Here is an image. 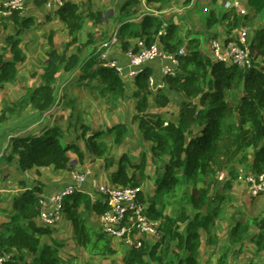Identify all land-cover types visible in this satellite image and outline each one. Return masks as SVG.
Returning a JSON list of instances; mask_svg holds the SVG:
<instances>
[{"label":"trees","instance_id":"16d2710c","mask_svg":"<svg viewBox=\"0 0 264 264\" xmlns=\"http://www.w3.org/2000/svg\"><path fill=\"white\" fill-rule=\"evenodd\" d=\"M48 1L32 0L37 7L47 4ZM171 1L147 0V4L162 6ZM248 3L257 14L264 11V0H248ZM141 5V0H126L120 10L123 17H130L117 32L126 51L131 48L139 51L140 47L134 42L138 39L144 40L146 46L153 45L163 27V22L154 14L143 13L139 19L137 15ZM233 13H219L213 10L207 19V26L211 28L221 21H227L228 34H231L242 22L249 24L252 21L248 16L243 19ZM56 15L58 20L67 26L70 36L68 43L63 50H59L55 46L54 36L50 34L49 56L41 74V83L29 87L13 106L6 105L0 114V124L25 107L39 112L50 110L57 100L55 85L58 74L62 70L71 73L81 64L82 47L70 55L68 52L78 43L79 33L85 22L89 20L98 24L105 20L103 12L90 7L84 9L82 4L72 2L60 7ZM1 17L14 21L17 35L7 37L6 48L12 56L7 57L5 52H0V89L7 83L18 80L19 65L25 60L20 46V32L30 29L35 23L33 17L22 16L18 11ZM2 25L8 26L6 23ZM179 32L178 25L168 22L166 34L159 39L164 50L169 53L178 52L183 46L188 49L186 54L179 55L181 64L178 73L165 78L169 90L182 92L186 97L182 102L179 121L166 124L164 117L153 118L150 115L152 103L166 107L170 102L169 96L162 92L161 88L151 100V68L145 67L134 81L133 95L137 113L133 122L138 123L143 139L150 142V159L157 165L155 199L148 206V214L151 218L161 221L162 238L155 244L144 242L142 247H130L124 255V264H209L203 263L198 255L205 245L204 231L208 233L209 243H217L215 225L220 205L217 203L212 206L210 203L211 195L206 186L208 182L204 178L216 177L215 166L222 164L220 156L225 145L251 148V167L256 173L264 172V28H261L251 41L254 65L248 69L233 63L213 61L209 58L207 60L202 55L199 39L186 43ZM100 62L99 53L93 52L82 63L83 67L85 66L86 79L97 81L96 85L91 82L86 84L93 91H99L100 96L112 106L125 97L126 84L114 68L101 65ZM99 64L100 66L93 69ZM195 103L198 104V110L194 122H191L186 108ZM247 125H250L251 129L247 128ZM195 127L201 128L198 134ZM130 132L131 126L127 122H118L89 136L84 130L87 148L84 149L76 142L65 141L63 130L59 126H53L43 129L41 134L13 136L8 155L5 157L8 161L18 159L25 171L40 168L66 170L76 165L73 155L78 163L83 164L85 153L89 150L104 159L105 167L109 170L117 160L111 150L115 145H125ZM111 138L114 144L110 143ZM163 157L166 162L160 166ZM148 158L144 150L139 162H131L126 152H123L119 156L116 170L111 172V182L117 187L143 188L150 177ZM230 187L231 183L226 188ZM43 192V184L37 182L34 187L16 197V213L9 222L0 226V252L8 250L12 253L6 264H63L58 254L59 244H48L40 238V235L52 234L50 228L38 226L36 222L42 209L39 200ZM140 200L146 201L143 190L140 191ZM172 204L178 207L174 215L166 211L167 206ZM110 208L103 199L92 200L90 195L84 192H78L65 199L64 215L72 224L75 242L93 256H113L118 252L114 239L91 223L93 215H101ZM255 221L257 225L261 223L258 225L259 231L250 236L248 222L236 221L229 246L226 247L227 252L218 258L216 264H229L227 257L228 252L232 251L230 247L240 244L241 249L244 240L249 237L253 240L257 252L264 251V218L262 221L259 218ZM28 255L32 258L26 261ZM246 264L258 263L249 261Z\"/></svg>","mask_w":264,"mask_h":264},{"label":"rangeland","instance_id":"374dc122","mask_svg":"<svg viewBox=\"0 0 264 264\" xmlns=\"http://www.w3.org/2000/svg\"><path fill=\"white\" fill-rule=\"evenodd\" d=\"M91 1L92 3L96 1L98 7L103 6L102 0H91ZM108 1L109 0H106V3H108ZM204 1H199L195 9L192 10L190 14L187 12L185 23L183 24V27L180 29L179 34L182 37L185 35L186 41H188L189 38L193 36H198V37L202 36L201 37L203 44L201 49L203 53L202 55L205 56L207 60H209L210 54L208 51H206V49L209 48V43L211 45V41L213 39L222 38L221 37L222 35L208 30L207 19L209 15L204 16L199 14V12H201L200 10L204 9L205 4L202 3ZM81 4L83 5L84 8H88L87 6H89V0H86ZM120 4H123V2H121ZM143 8L145 9L146 7L143 6ZM21 15L27 17L30 16L33 17L35 23L30 29L29 28H27L26 30L23 29L20 32V36H19L20 46L23 49L25 60L19 65L18 80L14 83H7L2 89H0V114L2 113L3 108L7 104L13 106V103L19 100L27 92V89H29V87H34L37 84L41 83V74L44 72L49 56L48 53L50 50V45H49L50 34L54 36V40L55 38L58 39L57 46L59 50H63L69 40V37L66 38V35H64V33L66 32L65 26L56 19L53 18L49 19L48 17H46L47 16L46 11L38 9V7L32 2V0H29L26 11H24ZM1 16L4 15L0 14V20H1L0 21V52H5L7 57H10L12 55L9 49L6 48V46H8L7 37L9 35L16 36L17 30L15 29L14 21L11 18L6 19ZM252 17L254 19L253 21L249 22V24L259 25L258 30H255V32L251 31V37H256L260 29L264 28V11L259 14L256 13V15ZM159 19L163 21V16L161 15ZM190 20L195 23L194 26H188L190 24ZM2 23H6L8 26L5 27L2 25ZM115 24L116 22H114L113 19H110L109 22L100 24L98 26L95 25L92 21L89 20L86 21L84 25L85 26L84 29L79 33L78 43L70 48L68 54L70 55L73 52H77L82 47L81 57L84 62L85 59L90 57L93 52H98L99 48H101L102 45H104L105 43L112 42L115 38L116 40H118L120 45L121 39L116 34V31L114 33H111L112 28L115 26ZM225 31L226 34H228L227 33L228 30H226V28ZM201 40H200V47H201ZM118 42L115 44V46L117 47H119ZM96 67L97 66H95L94 68ZM80 74H81V70H77L74 79H76ZM66 77L67 75L63 73L62 70L59 73L58 81L55 85L57 87L58 92H60L61 86H64L63 84H65V88L62 90V92L58 93L60 94L59 95L60 102L58 104V106L60 105V109L57 110L55 109V111L52 114L50 113V116H46L45 122L37 123V121L39 120L38 117L39 115L36 112L37 110L32 109L30 107L29 108L25 107L22 110L21 109L18 110L14 115L9 116L8 120L5 121L3 124H0V154L5 151V147L8 144L10 135L16 134L21 131H25L27 127H31L34 124H39L38 125L40 126L39 128H42L44 126H50V128L53 126H59L64 131L65 138L67 140L76 143L78 142L81 148L87 149L85 139L83 137H80V134L76 135L74 130V125H75L74 121L76 120L77 114H79L82 117L83 120L82 122L85 121L86 124L89 125V128L87 129L88 135H91L92 133L95 132V130L102 128L104 124L107 127L108 125L111 126L109 123L112 120L117 121L116 123L126 121L131 126V132L127 137L128 140L126 141L125 145H120L118 147L114 146V148L111 150V154H113V157L117 159L115 161V165L112 166L109 170H107L105 166L102 167V175H104V178L101 177L100 174L95 173L94 171H93V175L99 181H101L102 179L110 183L111 181L110 175L111 172L115 170L118 166L117 163L120 153L126 152L131 162H139L142 157V152L145 150L146 154L149 157L148 171L150 177L143 186L145 191L144 194H145V198H147L146 199L147 202L154 201L157 165L150 159V150H149L150 142H147L143 139L138 129V123L137 122L132 123L133 115L136 113L135 99L132 90H128L127 93L125 94V97L116 101L114 105L112 104L111 106L108 104L105 98H101V99L95 98L92 95L93 93L91 92V89L87 86L88 84L83 85L82 82H85L86 77L83 78L82 82L76 80V81H71L72 83L67 81ZM90 82H93V84L95 85L97 84V81L92 80ZM172 94H177L179 98H182L184 95L182 92L180 93L177 91H172ZM68 97L72 98L70 103L69 104L67 102L63 103L64 99L67 100ZM182 100L172 98V101L168 105L169 108L180 109ZM172 114L173 112L169 110L167 114H165V116L170 120H173L171 119ZM53 115L54 118H52ZM68 122L70 124H68ZM98 125H102V126L96 128ZM81 126L83 127L84 125ZM82 127L80 128L78 127L79 133L83 132ZM34 129L35 128H33L32 130ZM110 140H111L110 142L113 143L112 138ZM119 147H121L122 149H120ZM241 148L243 152L246 151L247 149L244 147ZM234 150L235 147L231 150L233 151L231 152L232 157L228 156L226 158L227 162L225 163L223 170H219L220 172L221 171L225 172V177L228 176V172H229L228 170H234V169L236 170L235 161L238 154L237 152H234ZM248 151L250 150L247 149V152ZM89 152L90 151L87 150L85 155H87V153ZM89 159L93 160L89 162L92 163L96 161L98 158L89 156L87 160H85V162L83 163L84 166L89 161ZM0 160L3 165L7 164V162L4 160V157H1ZM127 163L129 165L128 161ZM2 164H0V170L5 168L3 167ZM103 164H105V160H103ZM91 166L92 168H94V164H92ZM43 170H44L43 174L45 175L48 174L51 176L52 174H54L53 173L54 171L52 169L43 168ZM96 170L99 171L98 168ZM129 171H132V169H129ZM6 172L7 169L3 171V175H7ZM33 174L37 175L34 172ZM67 175H69V173H66L65 177H67ZM221 177L222 176H220V178ZM204 179L206 180V182H208L206 186L211 195L210 203L212 204V206L218 203L220 205L219 207L220 212L217 217V221L215 225L217 243L215 244L209 243L208 233L204 231L203 239L207 236V242L205 239V246L201 248L198 256L203 263L216 264L218 258L221 255H225L227 252L226 247L229 246V239L232 233V228L236 224L237 220H242L243 222L246 223L248 222L251 231L249 233V236L259 231L258 225H260L261 223L260 224L258 223L257 225L255 220L259 218V220L262 221L264 218V196L252 197L248 189L239 188L238 187L239 185L236 183L237 182L236 176L234 175L232 179V185H231L232 187L230 188H226L227 185H225L226 183H223L224 180L219 182V180L216 177L206 176ZM8 180L5 181L4 179H1L2 182L1 184L4 185V183L5 184L7 183L8 185L9 183ZM177 208L178 207L176 204H172L167 206L166 211L167 213L174 215L177 211ZM57 239L59 241H66L69 238L67 236H59ZM48 241L51 242L52 240L48 239ZM115 246L116 248H118L117 249L118 252L116 255L95 257L90 255L86 250H84V248H78L76 246H73L71 242L69 243L66 242L64 243V247H63L64 249H61V251L58 254L61 257L62 260L61 262L63 264H88V263L89 264H124L123 261L124 255L130 249V247H128L126 244H123L121 241L115 242ZM240 247H241L240 244H236L233 247H230L232 248V251L230 250L228 252V257H227V261L229 264L232 263L246 264L249 261H255L258 264H264V253L262 252L259 253L255 251L256 250L255 244L250 237L244 240V245L242 246L241 249ZM152 264H156V263H152Z\"/></svg>","mask_w":264,"mask_h":264},{"label":"crops","instance_id":"0c3cea01","mask_svg":"<svg viewBox=\"0 0 264 264\" xmlns=\"http://www.w3.org/2000/svg\"><path fill=\"white\" fill-rule=\"evenodd\" d=\"M3 1L4 0H0L1 3ZM102 1H103V4H102L103 6L98 7V4H97L96 1L94 3H92V1L89 0V6H87V7H90V8L92 7V9L95 10V11H101V12L104 13V16H105V20L102 23L96 24L93 21L92 22L95 25L98 26L100 24L109 22L110 19H113V21L116 22V24L112 28L111 33H114L115 31L117 33L119 31V27L125 21H127V19H130V17H123L121 15V11H120L122 5L125 3L126 0H109L108 3H106V0H102ZM141 1H142V5L140 7V12L137 15V17L139 19L143 16V13L154 14L158 18H160V16L162 15L163 16V21L162 22L168 21V22L175 23L181 29L183 27V24L185 23L187 12L190 14L192 12V10L195 9V7L198 4V2L199 1H204V0H189V1H187V0H172L169 4L162 5V6L160 4L148 5L147 4V0H141ZM121 2H123V4H120ZM1 3H0V5H1ZM202 3L205 4L204 5V9L200 10L201 12H199V14L204 15V16L205 15H210L213 10H217L219 13H224V12H228L229 13L230 12L232 14L234 12V11H230L228 9L227 10L224 9L223 0H206V1L202 2ZM247 3H248V0H247ZM183 5H185V6H183ZM248 5H249V3H248ZM143 6L146 7L145 8L146 11L143 8ZM82 7H83V5H82ZM185 7H187V8H185ZM38 9L46 11V14H47L46 17H48L49 19L53 18V19L58 20V17L56 15L58 7L55 6L54 4H50L49 1L47 2V4H45V5L41 6V7H38ZM84 9H87V8H84ZM249 10H250L249 20H251V18H252V21H253L254 18L252 16L256 15V11H255V9L251 8L250 5H249ZM60 23L63 24L62 22H60ZM194 24L195 23L190 20V24L188 26H194ZM63 25L65 26V31H66L64 33V35H66V38L69 37V39H70L69 31L67 29V26L65 24H63ZM250 26L252 27L253 32H255V30H258V28H259V25H257V24L250 25ZM207 28L211 32L219 33L220 35H222L221 36L222 38H225V40L234 38L237 35V33H238V30L235 29L231 34H226L225 28H226V30H228L227 21H221V22H219V24H216V25H214L211 28H209L207 26ZM227 33H229V30L227 31ZM205 36H206V34H205ZM183 37L185 39V35ZM201 37L202 36H199V37L198 36H193V37L189 38L188 41H186V40L185 41H186V43L189 42L192 39H199V41H200ZM206 38H207V36H206ZM159 39L160 38L157 35L156 42H160ZM114 40H115V42H112L110 44V46H109L110 54H111V56L113 58H116L121 63L126 64L127 63L126 50L122 46V41L120 42V45H119L118 40H116V38ZM54 42H55V46L58 48V46H57L58 39L55 38ZM117 42H118L119 47L115 46V44ZM134 42H135V45H138L140 48H141V45L146 46L145 45V41L142 40V39L134 40ZM105 44H107V43H105ZM202 46H203V44H202V40H201V49H202ZM206 51L209 52L210 60H212L211 50H210V43H209V48L206 49ZM87 59H85V61ZM82 63H83V59L81 57V64L73 72H71V73L63 72V73H65L67 75V77H66L67 81H69L70 83H72L71 81H76V80H79V81L82 82L83 78L87 75V74H85L86 72L84 71V67L85 66L83 67ZM98 66H100V64L97 65V67ZM146 67L151 68L152 76L155 77L156 84L160 85L161 86L160 87L161 91L166 93L169 96L170 102L172 101V98L173 99H180V100L183 99L182 102L186 100L185 95H183L182 98H179L177 96V94H172V91L169 90L166 87V83H165V80H164L165 78H164V76L162 74V61L161 60H155V61L149 62L146 65ZM77 70H81V74L78 75V77L76 79H74ZM58 77H59V74H58ZM122 78L125 81L127 91L128 90H132V92H134V90H135L134 89L135 88V84H134L135 78L129 76L128 74L122 75ZM57 81H58V78H57ZM90 81H92V80L90 78H87L85 80V82H82V83H83V85H87L86 83L90 82ZM91 83H93V82H91ZM63 85L64 86H61L60 92H62V90L65 88V84H63ZM127 91H126V93H127ZM60 92H58L57 87L55 86V95H56V97L58 95V97H57L55 105L50 110H48L46 112L36 111L38 113V115H39L38 116L39 120L37 121V123L45 122V119H46L45 117L46 116H50V113L52 114L55 111V109L56 110L60 109V105L58 106V104L60 102L59 101L60 100V98H59L60 94H58V93H60ZM91 92L93 93L92 95L95 98H97V99L103 98L102 96H100L99 91H97V90L93 91L91 89ZM80 93H82V92H80ZM157 93H158V91H153L151 100H153V98L155 97V94H157ZM80 97H82V96H80ZM134 99H135V97H134ZM71 100H72V98L68 97L67 100L64 99L63 103L67 102L69 104ZM170 102H169V104H170ZM168 105L166 107H161L159 104L152 103L151 106H150V115L153 118H157L159 116H162V117L165 118L167 123L171 122V121L177 123L179 121V119H180L181 108L180 109H177V108L170 109ZM135 107H136V99H135ZM181 107H182V103H181ZM169 110H171V112H173L172 118H171L173 120H170L169 118H167L165 116V114H167V112ZM154 112H156V113H154ZM136 113H137V108H136ZM134 115H133V117H134ZM52 118H54V115L52 116ZM82 121H83L82 117L79 114H77L76 120L74 121V123H75L74 130H75L76 135L80 134V137H83L85 139V137L83 136V132H84V130L87 131V129L89 128V125L86 124L85 121L84 122H82ZM116 122L117 121L112 120L109 124L113 125V124H116ZM122 122H126V121H122ZM132 123H134L133 119H132ZM68 124H70V123L68 122ZM38 125L39 124H34L31 127H27L25 131H21V132H18L16 134L10 135L8 144L5 147V151L0 154V158L4 157V160L7 162L6 165H3L1 163V160H0V164H2L3 167H5V168L0 170V226L3 223L9 222L11 220L12 216L16 213L15 210H14V200H15V198L21 196L23 194V192L26 191L28 188L34 187L37 182L38 183L40 182L41 184H43V187H44L43 195H47V194H51V193L59 191L63 186H65L67 183H69L72 180V173L75 170H79V171H83V172L90 171L92 173L91 177H95L93 175V171H94L95 173L100 174V176L104 178V175H102V167L105 166V164H103V160L104 159L95 156L91 151L89 153H87L85 160H87V158L90 156V157L98 158L97 159L98 161L96 160V161H94L92 163H89V162L93 161L92 159H89V161L87 162L89 164L86 163L87 165L85 164V166H84V164L82 165V164L78 163L77 159H75L76 157L73 155V159H74V162L76 164L74 168L66 169V170H56L54 168H47V169H52L54 171L53 172L54 174H52L51 176L48 175V174H46V175L43 174L44 173L43 172L44 171L43 168H40L39 170H37V169H32V170H28V171L23 170L22 167L20 166V163H19L18 159H13L12 161H8L5 156L8 155V147H9L11 138L13 136H26V135L41 134L43 129L50 128V126H44L42 128H39L40 126H38ZM81 125H84V126L82 127ZM101 126L102 125H98L97 127L96 126L95 127L99 128ZM78 127L79 128L80 127L83 128V132L82 133H79V128ZM108 127H109V125H108ZM246 127L251 129L250 125H247ZM33 128H35V129L32 130ZM106 128H107V126L104 124V126H102V128H100V129L103 130V129H106ZM98 130H95V132L98 131ZM200 131H201L200 127H198V128L195 127L196 134H198ZM87 135H88V133H87ZM64 140L67 141V142H71V141L67 140L66 138ZM127 140L128 139H126V141ZM109 141H111V140H109ZM115 146H117V145H115ZM234 147H235L234 152H237V154H238L237 158H236V161H235L236 170L235 169L234 170H228L229 171L228 172V176L225 177V172H223V171L220 172L219 170H223V167H224L225 163L227 162L226 158L228 156L229 157L231 156V152H233L231 150ZM241 147L242 146H239V145H233V146L232 145H230V146L229 145H225L223 147L222 154L220 156V160L222 159V164L219 163V164H217L215 166V168H216V178L219 180V182L223 181V180L226 181V182L223 181V183H226L225 185H228L229 183H231V185H232V179H233V175H234V176H236V179H237L236 183L239 185L238 187L239 188L248 189L247 186H246V183H245V181H244V179H243V177L241 175L240 170H241V168H245V167H247L248 165H250L252 163V158H253V154L252 153H253V151L251 150V148H248V150H250V151L247 152V149H246V151L243 152ZM119 148L122 149L121 147H119ZM236 148H237V151H236ZM122 153H120V155ZM161 161H162L161 162L162 164H160V166H162L166 162V159L163 157ZM92 164H94V168H92V166H91ZM97 168H98L99 171L96 170ZM5 169H7V172H6L7 175H3V171ZM33 172L36 173L37 175H34ZM231 172H232V175H231ZM66 173H69V175H67V177H65ZM220 176H222V177L220 178ZM7 177H8L9 180L7 179ZM1 179H4L5 181L8 180L9 181L8 185H7V183L6 184L4 183V185H2L1 184L2 183ZM108 181H110V180H108ZM101 182H107V181H104V180L101 179ZM240 192H241V189H240ZM90 197L92 198V200H97L98 198L99 199L101 198L100 195L97 194V193H93L92 195H90ZM36 222H37L38 226L47 227V226H44L43 224H41V222L39 220V216L37 217ZM91 223L95 227L100 228L99 227V225H100V215H96V214L93 215L91 217ZM48 228H50L52 230V234L51 235H48V234L40 235V238H41L42 242H45V243H48V244H53V245H55V242H57L59 244V247H58L59 248V252L61 251V249H64L63 248L64 247V243H66V242L67 243L71 242V244L73 246H76L78 248H82V247H80V246H78L76 244L75 239H74V236H75L74 229H73L72 224L70 223V221H68L65 218L64 214H63L60 222L56 226L48 227ZM59 236H67L69 239L66 240V241H59L57 239ZM48 239H50L52 241L49 242ZM205 239H207V236L204 238V240ZM115 242L116 241L114 240V244H115ZM255 248H256V246H255ZM262 253H264V251ZM28 256H27L28 259H26V261H29L32 258L31 255H28ZM95 257H97V256H95Z\"/></svg>","mask_w":264,"mask_h":264},{"label":"built area","instance_id":"2783aa9c","mask_svg":"<svg viewBox=\"0 0 264 264\" xmlns=\"http://www.w3.org/2000/svg\"><path fill=\"white\" fill-rule=\"evenodd\" d=\"M83 0H49L50 4L61 7L69 2ZM29 0H4L0 8V14L9 16L14 12L26 10ZM226 9L234 11L238 16L247 17L250 13L247 0H223ZM166 26V24H165ZM165 29L159 32L161 36ZM251 26L241 23L234 39L215 38L211 42V50L215 61L233 63L240 68L248 69L254 65L251 51ZM101 53V59L105 66L115 68L120 75L128 74L131 77L138 76L149 62L162 61V74L164 77L174 76L180 70L179 55L185 54L186 49L180 48L178 52L169 53L164 50L159 42L151 46H143L139 51L133 48L126 52L127 63L123 64L118 59L112 58L109 45ZM264 64V63H263ZM150 85L153 90L160 89L155 77H150ZM90 171L75 170L72 180L59 191L40 196L42 206L39 214L41 224L47 227L56 226L64 214L65 199L84 192L92 195L97 193L101 199L107 202L111 208L100 215V230L111 236L116 242L121 241L128 247H142L144 242L155 244L162 238L160 220L151 218L148 214L147 202L140 200V188L117 187L110 183H102L95 177H91ZM241 175L252 197L264 195V172L255 173L252 169H241ZM12 257L8 250L0 252V264H6Z\"/></svg>","mask_w":264,"mask_h":264},{"label":"clouds","instance_id":"9594fccd","mask_svg":"<svg viewBox=\"0 0 264 264\" xmlns=\"http://www.w3.org/2000/svg\"><path fill=\"white\" fill-rule=\"evenodd\" d=\"M85 0H83V1H80V2H75V3H83ZM3 3V2H2ZM2 3H1V5H0V8H1V6H2ZM74 3V2H73ZM62 7V6H61ZM60 7H58V9H59ZM27 9V8H26ZM226 9V8H225ZM227 10V9H226ZM229 10V9H228ZM26 11V10H25ZM230 11H232V10H230ZM19 12V11H18ZM24 12V11H23ZM23 12H20L21 14L23 13ZM2 15V14H1ZM4 16H6V15H4ZM10 16V15H9ZM250 15H248V17H249ZM247 17V18H248ZM249 19V18H248ZM165 24H166V26H165ZM246 25H248V26H250L251 24H246ZM167 26H168V22L167 21H164L163 22V27H162V29L161 30H163V29H165V32L161 35V36H163L164 34H166V32H167ZM239 29V27L237 28V30ZM160 30V31H161ZM251 31H253V29H252V27H251ZM117 34V33H116ZM158 36H159V33H158ZM161 36H159V38L161 37ZM250 37H251V33H250ZM253 38L254 37H251V41L253 40ZM220 39V38H219ZM232 39H234V38H232ZM227 40H231V39H227ZM112 42H115V40H113ZM112 42H110V43H107L109 46H110V44L112 43ZM212 42V41H211ZM160 44H162L161 42H159ZM105 45V44H104ZM102 46L101 48H99V50H98V53H99V58H100V60H101V62H100V64L102 65H104V63L102 62V59H101V53L104 51V50H106L107 49V47H105V46ZM182 48V47H181ZM185 49H186V53H187V51H188V49L186 48V47H184ZM210 50H211V45H210ZM128 51V50H127ZM126 51V52H127ZM110 52V51H109ZM185 53V54H186ZM110 56H111V54H110ZM211 56H212V60L213 61H215L214 59H213V53H212V50H211ZM112 57V56H111ZM113 58V57H112ZM116 59V58H115ZM264 62H262V64H263ZM264 65V64H263ZM112 68V67H111ZM115 69V68H114ZM116 70V69H115ZM117 71V70H116ZM120 75V74H119ZM121 77H122V75H120ZM152 76V75H151ZM150 76V77H151ZM134 78H136V77H134ZM164 78H166V77H164ZM165 80V79H164ZM150 82V81H149ZM151 86V85H150ZM153 89V88H152ZM158 90H160V89H158ZM158 90H156V91H158ZM153 91H155V90H153ZM196 104V103H195ZM193 106V105H192ZM198 110V109H197ZM166 124H168L167 122H166ZM246 169H252L253 171H254V169H253V167H251V165H248L247 167H245ZM242 169V168H241ZM240 172H241V170H240ZM255 172V171H254ZM256 173V172H255ZM263 173V172H262ZM259 174V173H258ZM101 182V181H100ZM102 183H104V182H102ZM107 183H109V182H107ZM110 184H112V185H114L112 182H110ZM141 190H143V192H144V188H141ZM88 194V193H87ZM262 196H264V195H262ZM145 202H147V200L145 201ZM149 205H150V202H147Z\"/></svg>","mask_w":264,"mask_h":264},{"label":"water","instance_id":"95a60500","mask_svg":"<svg viewBox=\"0 0 264 264\" xmlns=\"http://www.w3.org/2000/svg\"><path fill=\"white\" fill-rule=\"evenodd\" d=\"M198 104H194L193 106H189L186 108V114L191 122H194V117L197 113Z\"/></svg>","mask_w":264,"mask_h":264}]
</instances>
